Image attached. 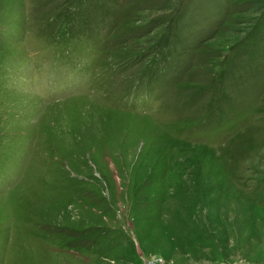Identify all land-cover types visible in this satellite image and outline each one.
I'll return each mask as SVG.
<instances>
[{
	"label": "rangeland",
	"instance_id": "1",
	"mask_svg": "<svg viewBox=\"0 0 264 264\" xmlns=\"http://www.w3.org/2000/svg\"><path fill=\"white\" fill-rule=\"evenodd\" d=\"M0 264H264V0H0Z\"/></svg>",
	"mask_w": 264,
	"mask_h": 264
}]
</instances>
